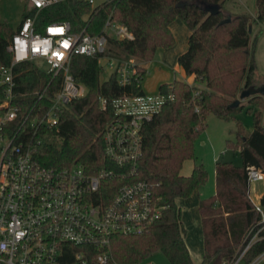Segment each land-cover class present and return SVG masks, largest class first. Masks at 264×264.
<instances>
[{"label":"trees","instance_id":"obj_1","mask_svg":"<svg viewBox=\"0 0 264 264\" xmlns=\"http://www.w3.org/2000/svg\"><path fill=\"white\" fill-rule=\"evenodd\" d=\"M107 0L93 6L87 0H62L43 8L36 19V28L44 31L54 21H69L74 32L84 27L91 34L101 32L109 16L125 23L133 37L109 39V50L116 55L152 60L160 47L174 44L170 23L181 17L191 29L188 49L179 55V63L194 82L175 79L160 84L159 91L173 93L155 117L142 127V153L134 175L118 176L106 182L116 186L125 181L146 180L153 184L154 194L166 207L162 215L144 231L119 233L111 238L112 257L107 263L139 264L156 251H162L171 264H196L185 237L187 229L177 198L188 197L205 184L209 172L203 162H195L191 174L181 172L186 159H196L195 141L206 127L210 112L223 119L238 117L246 107L254 115V128L245 132L238 120L236 140L228 139L229 147L239 148L242 165L220 159L216 162V190L201 198L199 211L204 231V256L199 264H232L239 257L251 264L264 253V194L259 210L250 197L248 171L251 166L264 172V122L262 111L253 102L264 105L261 94L252 95L248 104L236 107L229 104L242 89L255 85L257 64L254 58V37L249 25L253 16L248 13H227V0ZM201 1L218 3L221 10L212 14L199 6ZM256 19L264 24V0H256ZM34 8L26 9L23 17ZM231 16V20L221 21ZM14 33L11 23L0 18V63L9 64L11 55L7 43ZM19 72L18 92H25L24 109L36 104L38 110L47 108L53 94L61 86L62 73L54 76L32 61L16 66ZM70 70L76 81L85 84L87 93L72 100L61 112L57 127L44 130L36 158L46 166L64 167L80 163L90 173L101 166L116 168L105 155L103 131L115 116L112 100L124 93L141 91L134 82L121 85L116 72L100 79L102 69L98 56L76 54ZM143 78L146 68L140 69ZM142 78V80H143ZM196 82L203 83L200 87ZM46 91L38 100L36 93ZM108 100L101 107L98 96ZM43 132V130H42ZM92 264H101L92 260ZM103 264V263H102Z\"/></svg>","mask_w":264,"mask_h":264},{"label":"built area","instance_id":"obj_2","mask_svg":"<svg viewBox=\"0 0 264 264\" xmlns=\"http://www.w3.org/2000/svg\"><path fill=\"white\" fill-rule=\"evenodd\" d=\"M27 1L35 11L22 18L7 43L11 62L0 63V264H104L112 257L115 234L144 231L166 207L149 181L106 182L135 174L142 127L174 94L142 89L112 100L115 116L103 138L105 155L119 170L104 165L90 173L80 163L61 168L42 164L35 155L42 134H49L44 130L57 127L65 107L88 91L70 70L74 55L98 56L102 72H116L121 85L142 87L144 63L109 50L111 37H133L125 23L109 16L101 32L91 34L86 27L74 32L69 21H54L40 31L39 12L62 0ZM87 1L99 6L107 0ZM38 59L54 76L62 73L61 86L47 108L38 110L35 104L25 110L27 94L17 90L16 66ZM45 95V90L36 93L38 100ZM98 100L106 109L107 98L99 95ZM248 176L251 184L263 179L264 172L251 166Z\"/></svg>","mask_w":264,"mask_h":264},{"label":"rangeland","instance_id":"obj_3","mask_svg":"<svg viewBox=\"0 0 264 264\" xmlns=\"http://www.w3.org/2000/svg\"><path fill=\"white\" fill-rule=\"evenodd\" d=\"M225 6V11L228 14L248 13L253 16L252 41L257 36L256 40H254V58L257 64L255 85L262 84L264 82V24L256 19V0H227ZM27 8H31V3L27 0H0V18L11 23L15 29L20 24ZM35 65L39 68H46L45 62L41 59L36 60ZM177 76L181 77L179 72ZM108 77V72H101V80H105ZM150 81L153 82L155 79ZM239 94L237 97H239ZM243 102L248 104V99L243 100ZM252 105L255 109L262 111V121L264 122V105H259L258 102H253ZM235 115L244 125L246 134L250 133L254 128V115L246 107L238 110ZM238 120L236 118L223 119L213 112L207 114L206 127L199 133L195 141L196 159H187L183 164V169L187 170L193 164V161L203 162L209 172V178L200 187L199 194L188 196L187 203L191 202L193 204L198 195H200V198H205L215 193V167L217 160L224 159L232 161L235 165H242L240 149L229 147L227 144L228 139L236 140L237 138ZM253 183L261 184L262 179L253 181L251 184ZM191 215H194V211L191 212ZM202 238L201 221L195 217L190 229L189 239L195 244L193 256L196 260L202 258ZM109 264L117 263L112 262ZM139 264H171V262L162 251H156ZM237 264L246 263L240 260ZM251 264H264V255L256 258Z\"/></svg>","mask_w":264,"mask_h":264},{"label":"crops","instance_id":"obj_4","mask_svg":"<svg viewBox=\"0 0 264 264\" xmlns=\"http://www.w3.org/2000/svg\"><path fill=\"white\" fill-rule=\"evenodd\" d=\"M170 28L175 37L174 44L168 47L158 48L152 60L143 62L146 68V74L142 80V89L144 91L158 92L160 84H162L163 82H172L175 79L184 80L191 83L194 82V76L188 75L184 70V68L180 65L178 60L179 55L188 49L191 29L181 17H176L170 23ZM178 72L180 73L181 77L177 76ZM151 79L152 80L155 79V81L151 82L150 81ZM196 84L200 85L201 87L204 86V84L200 82H196ZM195 162L196 161H193V164H191L187 170L183 169L182 167L181 172L185 175L191 174ZM199 189L200 188L196 189L191 195H197V193L199 194ZM263 194H264V178L262 179L261 184L259 183L250 184V197L255 204H258L260 202L261 196ZM189 197H185V198L179 197L177 198V203L181 207L182 220L187 229V234L185 237L186 243L189 247L193 261L196 264H199L204 256V231L202 225V218L199 211V202L201 198L200 195H198V197H196L195 200L193 201V204H191V202L187 203ZM192 211H194V215H191ZM195 217L201 221L202 234H203V238H202L203 241L201 245L202 258L198 260H196L195 257L193 256V250L195 244L191 241V239H189L190 229L195 220Z\"/></svg>","mask_w":264,"mask_h":264},{"label":"water","instance_id":"obj_5","mask_svg":"<svg viewBox=\"0 0 264 264\" xmlns=\"http://www.w3.org/2000/svg\"><path fill=\"white\" fill-rule=\"evenodd\" d=\"M188 0H183L178 3V5H184L187 4ZM199 6L208 11L209 13L215 14L218 13L221 10V5L218 3H211L207 1H201L199 3ZM231 20V16H228L224 18L221 23L228 22ZM249 30L252 31V24L249 25ZM256 94H261L264 97V83L259 84V85H252L249 87H246L241 90L239 97H237L235 100H233L229 106L230 107H236L238 106L243 100L246 98L256 95Z\"/></svg>","mask_w":264,"mask_h":264}]
</instances>
